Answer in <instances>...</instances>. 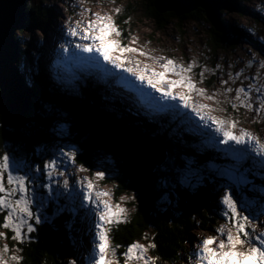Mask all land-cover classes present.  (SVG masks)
<instances>
[{
    "label": "rangeland",
    "instance_id": "374dc122",
    "mask_svg": "<svg viewBox=\"0 0 264 264\" xmlns=\"http://www.w3.org/2000/svg\"><path fill=\"white\" fill-rule=\"evenodd\" d=\"M29 4L47 11L50 17L45 19L46 27L43 25L47 28L45 30L35 27L18 32L17 42L20 58L17 63V69L20 73L25 71L31 74L34 69L45 68L48 63L52 65L56 63L59 66L67 65L68 68H74V60L77 59V66L81 70L78 71L77 75L72 72V79L76 81L71 80L69 83L75 84V88L78 85L75 82L81 80L83 77L81 73L84 72V75H91L103 80L113 97L114 93L122 99L124 104L132 108L151 110L161 115L168 112L172 116L179 115L183 117L182 120L179 117V122L186 124L188 132L195 136V133L191 131L193 129L204 142L210 144L209 147L213 152H220L219 149L221 147L227 146L232 152L227 153L228 156H230L231 160H235V164H237L239 158L243 157L242 152L245 151V156L240 161L241 167H245L246 170L251 169L255 177H264V169L257 163L264 160V154H258L254 144H236L235 141L231 140L225 143L223 132L217 131L218 126L211 120H201L200 116L192 110L193 107L198 108L200 105H205L206 107L202 110V114L225 121V124L220 125V127L228 130V122L236 121L235 128L232 129L233 134L239 135L241 130H244L259 139L261 143H264V110L260 108L261 103H264V51L259 48V46L264 45V0L244 2V6L247 7L245 14L243 12L229 13L221 10V22L227 24L228 27L231 24L234 27L245 29V32L251 36V41L246 37H243L244 39H234L233 45L230 44L226 47L213 41L212 26L209 22H204V20L196 22L190 18H175L172 16L174 12L161 14L164 16H160V21L146 16V8H148L146 0H31ZM117 8L119 12L115 11ZM126 12L130 13V15L128 20L122 22V16ZM97 14L110 16L115 28L119 31L120 35L111 34L110 40L116 41L120 47L137 49L136 52H125L123 54L119 48L110 52V56L113 59L121 57L131 61L124 67L133 69L132 72L124 71L123 67H115L114 64L105 61L98 52H84L82 48L77 47V45L83 46L93 43L91 40L82 39L81 33L88 22L96 18ZM78 25L79 27H77ZM70 29H76L77 35H71ZM133 38H135V43H133ZM258 43L260 44L259 46ZM141 52L144 55H140ZM23 54L28 60L26 68L24 67L25 60H22ZM66 59H71V61L65 62L64 60ZM166 60H172L176 65L185 68L191 65V71L182 73V75L190 77L195 89L203 90V92L196 90L190 92L186 86H176L172 88V92L177 96V99L173 100L164 98L162 92L150 87L146 81L142 82L136 78L134 73L143 71L145 67L149 70L144 73L146 76H150L153 71L165 72L163 64ZM97 70L103 73L100 74ZM165 78L168 80H179L181 77L172 71H168ZM225 81L227 83H224ZM240 88H244L248 94L247 98L251 99V108L243 106L242 102L246 97L244 93H239ZM228 89L232 91L229 92ZM237 94L240 95L241 100L236 99ZM180 95L190 96V106L188 108H185L183 102L179 99ZM233 105H237V107H233ZM51 107L56 108V110L47 109L44 111L46 118L50 119L51 122L56 119H53L52 116L64 115L58 106ZM46 122L48 123L49 121ZM62 124H57L53 127L56 134L62 131V138L54 136V133L47 134L46 131H49V129L41 130L39 125L35 126L36 130L34 129L31 132L26 127L22 128V131L19 130V132L21 131V144L26 145V140H30L29 147L35 152L34 154H29L23 146L24 148L16 153L34 167H40L46 160L56 158L58 170L63 172V175L54 173L50 180L44 178L43 180L45 181L43 183L50 184L53 189L62 190L63 194L58 197L50 193L53 198L60 200L63 199L64 195L68 196L71 193L74 199H68L70 208L76 205L79 209L84 208L85 210L83 229L80 231L78 239L79 246L76 247L79 264H84L83 257L87 255L92 236L90 227L92 226V219L95 213L94 205L82 200V183L91 181L95 185V191L108 193V195L97 197V200H103L113 206L114 209L117 205L126 209V212L116 217L114 222L105 225L109 244L115 249L119 264H124V255L120 254L113 245L111 226L116 223L122 226L129 222L132 223L135 213L134 205L139 203L138 195L131 190H127L124 194L118 193V184L114 181L116 172H114L115 169L113 168L114 163L117 164V161L110 160L114 162L111 163L106 160L108 159L107 157L99 155V157H93L94 161L90 167L82 165L77 158L78 150H76V144L63 138L68 131V127L65 126L66 124ZM132 125L145 131L149 130L146 127H140L135 121L132 122ZM171 135L175 136L177 133H171ZM5 151H14L11 143L6 144ZM69 153L75 156V163L68 158L67 154ZM183 156L186 157L185 154ZM81 167L86 170L81 171ZM233 171L234 169L223 171L219 174V177L224 178V183L218 181L221 179L209 182V184L213 183L211 184V193L216 198L212 201L214 203V207H212L210 212L212 218L206 228L201 227L204 221L198 220V228L192 232L190 240L185 244L187 253H191V256L177 264H197L196 259L193 258L194 250L204 238L215 236L217 242L225 239V236L220 235L216 229L224 227L226 232L231 230L233 235L236 234L233 223H230L229 217L223 214V206L218 203L225 187L230 186L232 183L231 176ZM97 172L104 173V178H97L95 176ZM185 175L187 176V174ZM190 176L195 177L197 174L183 177L182 182L186 180L191 181L193 184L194 182L190 180ZM65 179L69 182L67 190H63V181ZM182 182L178 180L179 184ZM195 184L202 186L200 182ZM251 185L255 186V191H249L250 188H253ZM175 187L181 190L183 204H186L189 208L191 203L195 208L198 206L197 200L195 202L189 200L190 192L187 193L181 184L179 186L176 183ZM205 187H208V184ZM262 187L264 185L260 182L248 179V185L243 189L248 202L247 210L244 211L243 215L249 216L252 224V227H248L246 230L252 233V237L257 243H259L257 234L264 232V194L261 193ZM229 190L231 191V188ZM35 191L37 199L33 204V210L40 214L41 217H44L48 204L42 209L39 207V202L44 197L47 203L48 189L42 188ZM184 199L187 200L186 203ZM76 201L79 205L83 204V207L78 206ZM178 211L180 212V209H175V212ZM2 212H5L4 216L7 215L6 209H0V213ZM253 217L258 218L253 219ZM0 233L4 235V238H0V256L5 258L7 264H22L25 259H29L27 250L23 252V247H20L18 241H16L17 245H15L14 239L9 238L13 236V233H6L4 228H0ZM29 234L25 229L24 243L26 245L31 241ZM241 238L243 239L244 237L242 236ZM136 244L144 246L147 249V257L157 263V260L150 253L151 249L154 250L156 248V244L151 238L147 242L137 241ZM151 245H155V247H150ZM211 247L215 248L216 245H211ZM246 247L247 245L243 247L237 246V250L244 251ZM3 248H7V252H3ZM13 255L20 257L19 261H11L10 257ZM109 258L111 259L112 256H109ZM76 260V258L69 256L63 261H59V264H70V262L71 264H77ZM128 264H143V261L129 260Z\"/></svg>",
    "mask_w": 264,
    "mask_h": 264
},
{
    "label": "trees",
    "instance_id": "16d2710c",
    "mask_svg": "<svg viewBox=\"0 0 264 264\" xmlns=\"http://www.w3.org/2000/svg\"><path fill=\"white\" fill-rule=\"evenodd\" d=\"M146 1L148 7L146 8V16L156 18L160 21V16L164 15H161L155 8V0ZM238 1L243 7V14H245L247 7L244 6V2L249 0ZM27 14L29 16L28 29L35 27L43 30L47 29L45 28V19L50 17L47 11L38 6L34 7L28 4ZM129 15L130 13L126 12L122 16V22L128 20ZM165 15L170 16L172 14ZM172 16L175 18L178 17L175 12ZM178 18H190L196 22L203 20L204 22H209L202 9H198L188 16L185 15ZM211 29L213 28L211 27ZM213 34V41L220 43L223 47L230 44L233 45L234 39H244L243 37H246L250 40L251 38L243 29L234 27L231 24H229L226 32L220 33L213 30ZM259 48L264 51V45L259 46ZM26 58L23 54L22 60H25L24 67L28 62ZM22 73L25 85L37 94V98L34 99L32 111L22 119L7 120L0 116V154L4 153L7 143H12L15 152H18L16 148L18 147L17 142L20 141L22 128L26 127L29 132L33 131L35 128H32V125L37 120L36 117L40 116L38 115L39 113L44 112L48 102L55 103L56 101L71 100L78 103L90 104L96 108H104L105 105H108L105 106L106 108L110 106L116 109L118 107V111L120 113L122 111L124 117H127L130 121L137 122L140 127L149 129L146 130V133L168 151L170 156L168 160H177L176 163L173 162L177 166L175 164H169L167 169L169 166L171 168L164 175L169 177L168 180L170 179L174 184L177 183L179 186L181 184L187 193L194 194H189V200L191 202L197 200L198 206L195 208L191 203V207L189 208L186 204H183L180 188L167 186V179L162 178V176L158 180L159 173H155L154 175L143 173L142 171L129 173L131 177H127L129 179L126 180L127 183L125 185L120 182L117 183L118 193L124 194L127 190H131L134 194L138 195L139 203L134 205L135 213L132 218V223L129 222L123 226L116 223L111 226L113 245L120 254L124 255L127 248L132 244H136L137 241L147 242L151 238L156 244V248L154 250L151 249L150 252L155 260H157L155 264H177L181 260L188 259L191 253H187L185 244L190 240L192 232L198 228V220L204 221L201 227L206 228L212 218L210 215L211 209L214 207L212 201L216 198L211 193V184L213 183L209 184V182L217 180L212 173H209L211 172L210 169L212 171L222 172L228 167L223 166V164H217L216 161L218 158L215 153L200 146L198 138L186 130V124L179 122L175 116V118L170 120L167 117L169 113L161 115L151 111V114H155L156 117L161 118H153L154 121H152V119L131 114L130 109L120 101L111 102L105 97V93L101 91L103 85L93 82V80L89 84L91 88L75 95L74 92H70L66 87L63 88L54 82L49 72L41 68L34 69L31 74L25 71ZM19 130L21 131L19 132ZM171 133H177V135L174 136ZM25 144L23 146L26 148V151L29 154H34L35 151L29 147L30 140H26ZM184 154L191 156L192 159L188 160L187 157L183 156ZM227 161H229V158ZM174 167L177 170L179 169V171H173ZM195 170H205L203 172L206 176L202 177L204 179L201 182L202 186H198L195 183L192 184L191 181L185 180L182 182L184 177L183 174L181 175L182 171L188 174V172H194ZM140 175L144 182H135ZM178 180L182 183L179 184ZM44 181L42 179L41 182L43 183ZM220 181L224 183V180ZM207 184L208 187H205ZM50 197L53 196L47 191V199L49 201L46 203L48 207L46 215L43 217L45 218L44 222L42 221L36 224L34 220L31 221L35 230L29 234V239L31 240L29 244L26 245L24 241L23 243L18 241L20 247H23V252L27 250V256L29 258L28 260L25 259L22 264H59V261H63L69 256L73 257L76 254L73 238L81 226L80 218L71 211L66 212L68 205L63 200L55 201ZM43 199L45 200L44 197ZM184 202L186 203L187 200L184 199ZM177 208L178 210L180 209V212H175ZM59 209H63V211H58ZM4 214L5 212L0 213V224L3 223ZM121 226L122 229L120 230ZM4 229L6 233H12L9 229ZM13 242L17 245L15 240Z\"/></svg>",
    "mask_w": 264,
    "mask_h": 264
},
{
    "label": "snow or ice",
    "instance_id": "6c2138e0",
    "mask_svg": "<svg viewBox=\"0 0 264 264\" xmlns=\"http://www.w3.org/2000/svg\"><path fill=\"white\" fill-rule=\"evenodd\" d=\"M115 11L119 12V9L117 8ZM70 32L73 36L77 35L76 29H70ZM111 34L120 35L111 17L97 14L96 18L90 20L81 33L82 39L91 40L93 43L83 46L77 45V47L82 48L84 52H98L105 61L114 64L115 67H123L124 71L132 72L133 69L124 67L127 63H131V61L121 57L113 59L110 56V52L119 48L123 54L125 52H136L137 49L120 47L116 41L109 39ZM133 43H135V38H133ZM140 55H144V53L141 52ZM163 67L166 70L165 72L153 71L150 76L144 74L149 71L147 67L143 71L134 74L138 80L142 82L146 81L150 87L156 89L158 92H162L164 98L176 100L177 96L173 94L172 88L180 85L186 86L190 92L193 90L203 92V90L195 89V85L191 82L190 77L182 75V73L191 71V65L185 68L176 65L172 60H166ZM168 71H172L181 78L179 80L166 79ZM201 75L203 74L201 73ZM224 83H227V81ZM228 91L231 92L232 90L228 89ZM239 93H244L246 97L242 102L243 106L251 108V99L247 98L248 94L245 92V89L240 88ZM179 99L183 102L185 108L190 106L189 95H180ZM236 99L241 100L239 94H237ZM205 107V105H200L198 108L193 107L192 110L200 116L201 120H211L216 124L218 126L217 131L223 132L225 143L231 140L235 141L236 144H254L257 153L264 154V143H261L259 139L244 130H241L239 135L233 134L232 129L235 128L236 121L228 122V130H225L223 127H220V125L225 124V121L202 114V110ZM233 107H237V105H233ZM260 108L264 110V103H261ZM67 155L75 163V156L71 153ZM242 160L243 157H240L237 165L234 166L231 176L232 183L230 186L225 187L224 193L218 202L223 206V214L229 217L230 223H233L236 234L233 235L231 230L226 232L225 228L221 227L216 229V231L220 235L225 236V239L217 242L215 236H210L201 240L193 254V258L196 259L197 264H264V232L257 234V239L259 240V243H257L253 239L252 233L246 230L248 227H252V224L249 216L243 215L244 211L247 210L248 203L243 189L247 187L248 179L246 172L240 171V161ZM257 163L264 169V160ZM84 170L86 169L81 167V171ZM247 171H251V169ZM54 173L56 175H63V172L58 170L56 158H50L42 166L34 167L15 151H5L0 154V209L7 210V215L4 216L0 227L11 230L13 233V236L10 237L11 239L23 243L25 229L28 233L35 230L31 221L34 220L36 224L41 223V215L33 210V204L37 199L36 189L47 188L49 193L57 197L62 194L61 189H53L50 184L41 182L44 178L50 180ZM95 176L103 179L104 173L97 172ZM68 187L69 182L65 179L63 181V190H67ZM230 188L231 191L229 190ZM255 190V186L249 189V191ZM82 192V200L95 207L92 226L90 227L92 236L87 255L83 257L84 264H119V260L115 255V249L109 244L108 232L105 230V225L114 222L116 217L126 212V209L120 208L118 205L114 209L113 206L103 200H97V197L108 195V193L95 191V185L91 181L82 183ZM261 193L264 194V187L261 188ZM68 199H74L71 193L68 194ZM238 205L241 206L238 207ZM45 206L46 201L41 199L39 207L43 209ZM80 206L83 207V204ZM58 211H63V209H59ZM256 218L258 217H253V219ZM242 236L244 237L243 239L241 238ZM0 238H4L3 233H0ZM214 244L216 247H211ZM245 245L247 247L244 251L237 250V246L243 247ZM150 247H155V245H151ZM2 251L7 252V248H3ZM146 252L147 249L144 246L132 244L124 253V264H128L129 260L143 261V264H155L154 260L147 257ZM109 256H112V258L110 259ZM19 259L20 257L15 255L10 257L11 261H19ZM0 264H7L3 256H0Z\"/></svg>",
    "mask_w": 264,
    "mask_h": 264
},
{
    "label": "water",
    "instance_id": "95a60500",
    "mask_svg": "<svg viewBox=\"0 0 264 264\" xmlns=\"http://www.w3.org/2000/svg\"><path fill=\"white\" fill-rule=\"evenodd\" d=\"M30 1L0 0V116L7 120L26 117L32 111L34 99L37 98V94L25 85L17 69L20 58L17 34L28 27L27 8ZM155 8L161 14L175 12L178 17L202 9L216 32L220 33L228 30V25L221 22V10L242 12L238 0H155ZM59 108L63 116L51 115L53 119L56 118L51 122L44 112L39 113L40 116L36 117L32 128L36 130L39 125L41 130L49 129L47 134L54 133V136L62 138V131L56 134L53 127L66 124L68 131L63 138L76 144L77 158L82 165L90 167L94 161L93 157L101 155L107 157V161H117V164L110 161L116 167L113 166L116 172L114 181L117 183L125 185L129 179L127 177H131L129 173L142 171L151 175L159 173L158 180L162 176L167 179V186L175 188V184L164 175L168 171V158L163 150L156 148L158 145L139 139L122 124L89 107ZM47 109L56 110L53 107H45L44 111ZM21 142H17L18 152L24 148ZM11 145L15 151L12 143ZM135 182H144L141 175Z\"/></svg>",
    "mask_w": 264,
    "mask_h": 264
},
{
    "label": "bare ground",
    "instance_id": "6f19581e",
    "mask_svg": "<svg viewBox=\"0 0 264 264\" xmlns=\"http://www.w3.org/2000/svg\"><path fill=\"white\" fill-rule=\"evenodd\" d=\"M223 11H227V10H223ZM229 12V11H228ZM229 13H237V12H229ZM209 23L211 24V26H212V28H213V30H215L214 29V26H213V24L209 21ZM215 32H216V30H215ZM153 139L151 138V141H152ZM158 150H162L163 149V147H156Z\"/></svg>",
    "mask_w": 264,
    "mask_h": 264
}]
</instances>
